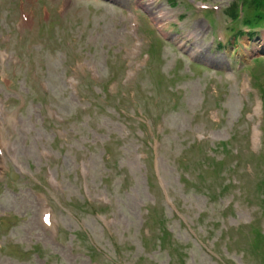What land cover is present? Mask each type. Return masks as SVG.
Instances as JSON below:
<instances>
[{"label": "rangeland", "instance_id": "1", "mask_svg": "<svg viewBox=\"0 0 264 264\" xmlns=\"http://www.w3.org/2000/svg\"><path fill=\"white\" fill-rule=\"evenodd\" d=\"M263 102L251 0H0V264H264Z\"/></svg>", "mask_w": 264, "mask_h": 264}, {"label": "trees", "instance_id": "2", "mask_svg": "<svg viewBox=\"0 0 264 264\" xmlns=\"http://www.w3.org/2000/svg\"><path fill=\"white\" fill-rule=\"evenodd\" d=\"M261 2H262V0H251V3L253 4V5H255L256 7H257V9H258V16H260V18L262 19L264 16H262V13L260 12V10H259V5L261 4ZM233 18H235V19H237V14H234V16H233ZM258 20V19H257ZM256 20V21H257ZM250 22V21H249ZM257 25H260V23H258ZM262 235L259 233L258 235H257V237H256V243L258 244V242H260V237H261Z\"/></svg>", "mask_w": 264, "mask_h": 264}]
</instances>
